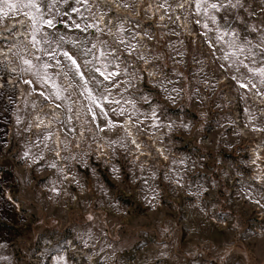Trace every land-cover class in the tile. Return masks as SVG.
<instances>
[{"label":"rangeland","instance_id":"rangeland-1","mask_svg":"<svg viewBox=\"0 0 264 264\" xmlns=\"http://www.w3.org/2000/svg\"><path fill=\"white\" fill-rule=\"evenodd\" d=\"M106 2L74 5L98 27L48 32L74 53L96 45L88 67L77 59L102 81L94 95L119 102L107 117L66 66L40 67L27 9L0 11V264H264V85L239 86L232 49L187 3ZM241 3L227 18L255 45L264 0ZM105 65L120 73L112 83L91 71Z\"/></svg>","mask_w":264,"mask_h":264},{"label":"snow or ice","instance_id":"snow-or-ice-1","mask_svg":"<svg viewBox=\"0 0 264 264\" xmlns=\"http://www.w3.org/2000/svg\"><path fill=\"white\" fill-rule=\"evenodd\" d=\"M60 3L65 4V9L59 11ZM89 3V0H0V11L3 12L5 16L13 12H19L22 9H27L28 11L25 15H28L32 22V45L33 47L41 50L44 55L49 57V62H44L40 67L44 70L59 67L64 65L68 68L74 76H78L80 80L83 81L85 87V93L88 100L96 108L100 109V114L107 117V112L105 111L104 104L108 103H119L118 101H109L107 96H104L102 93L98 97L94 95L93 90L88 87L90 82H94L96 86H100L102 81L97 79L93 75L90 79H86L84 73L81 71V64L78 63L77 53H80V59L83 60V57L93 55L92 48H95L96 45H92L91 48H88L86 45L77 46L76 43L71 45L72 49H76L77 52L65 50L64 45L68 44L66 37L64 35H57L55 33L50 34L49 29H56L58 23L63 24L65 28H75L79 29L82 32L88 31L90 28H96L98 25L90 24L83 17L80 8L74 7V5L86 6ZM184 3H187L189 7H194L196 10V15L201 17L204 21L203 27L207 31L213 29L209 28V24L214 26L215 32V43L219 44L221 48L225 45L228 49H232L230 53H226L223 56V59L226 61H231V66L239 73L237 79L239 86L245 89H255L257 84L255 81L259 79L261 85H264V28L256 29L253 28V32L259 33V40L257 44H253L247 36H241L234 28L232 23L228 20V13L233 9H242L244 5L241 3V0H177V5L183 8ZM70 9V11H69ZM71 13L81 17L83 26L80 22H76L72 19ZM61 17L60 20H56V16ZM218 16L220 17L218 19ZM64 17L68 19L65 20ZM197 24L201 23V19L196 21ZM247 31V28H245ZM55 36V39H53ZM39 37V38H38ZM123 43V41H121ZM40 45H45L43 49H39ZM135 50V49H133ZM103 53L100 54V57H103ZM62 57V59H61ZM40 58L37 57V60ZM54 62V63H52ZM24 65L27 66L28 71L34 67L32 60L23 59ZM92 61L83 60L84 67H88ZM94 73H98L100 77H103L104 81H109L112 83L115 77L119 76L120 73L115 71L107 70V66H104V70L101 67H93L91 69ZM36 75L41 78L45 83L47 82V73H44V76L41 77L40 73L37 72ZM65 76L68 73H64ZM252 79V83L247 82L248 78ZM25 84H31L32 81L25 80ZM115 86V85H113ZM107 90V89H106ZM264 95V93H261ZM41 96L47 100L48 97L45 96V93L41 92ZM55 98L57 100L61 99L59 94H56ZM57 108L60 107L59 104L56 105ZM89 111L92 112L93 118H95L96 113L92 108H89ZM115 111V109H113ZM124 114V110L121 109V115ZM47 115V113H45ZM103 131V128H101ZM48 137H46L47 139ZM55 167V165H53Z\"/></svg>","mask_w":264,"mask_h":264},{"label":"bare ground","instance_id":"bare-ground-1","mask_svg":"<svg viewBox=\"0 0 264 264\" xmlns=\"http://www.w3.org/2000/svg\"><path fill=\"white\" fill-rule=\"evenodd\" d=\"M104 1H108V2H106V3H108L109 5H111L112 6V4L114 5L115 4V2H114V0H104ZM117 5V4H116ZM115 7V6H114ZM112 8V7H111ZM116 8V7H115ZM114 8V9H115ZM102 17V16H101ZM14 22V21H13ZM18 23V22H17ZM16 24V23H15ZM109 24V23H108ZM113 25V24H112ZM18 26V25H17ZM20 26V25H19ZM24 28V27H23ZM23 35H25V34H23ZM25 37H26V35H25ZM9 38V37H8ZM7 38V39H8ZM7 51H9V50H7ZM4 52V51H3ZM6 52V51H5ZM1 54V53H0ZM48 108V107H47ZM39 115V114H38ZM38 118V117H37ZM36 118V119H37ZM38 120H40L39 118H38ZM37 122V121H36ZM40 122V121H39ZM48 122V121H47ZM51 122V121H50ZM129 123V122H128ZM40 125H41V123H40ZM38 126V125H37ZM45 127H46V125H45ZM49 127V126H48ZM39 128V127H38ZM127 130H128V132H129V136H130V138H131V140H132V143H133V147H135L136 149H138L139 151H141V150H143L142 149V146L141 145H143V144H141L140 142H139V140H138V138L135 136V134H134V132L132 131L133 129L132 128H130L129 126H127ZM54 133V132H53ZM54 135V134H53ZM81 135V134H80ZM79 136V135H78ZM53 140H54V146L55 147H57V150H58V152H57V154H59L60 152V149L62 148L61 147V140H60V136H59V133H57V131H56V134H55V136H54V138H53ZM153 144H155L154 142H153ZM80 145V144H79ZM156 145V146H155ZM154 146L157 148V151L159 152V154H161L164 158H166L167 156H166V154H165V152H164V150H163V148L161 147V146H157V144H155ZM77 147V146H76ZM97 147V146H96ZM101 147V151H105V148H104V146L102 145V146H100ZM99 147V148H100ZM80 148V147H79ZM63 150V149H62ZM64 151V150H63ZM100 151V150H99ZM136 151V150H135ZM105 153V152H104ZM59 155H61V154H59ZM102 155H103V153H102ZM105 155V154H104ZM60 158V157H59ZM58 162H60V161H58Z\"/></svg>","mask_w":264,"mask_h":264}]
</instances>
